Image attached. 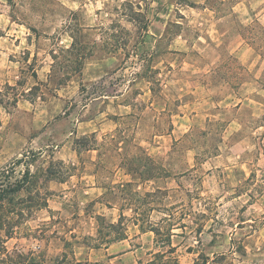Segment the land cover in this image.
Returning <instances> with one entry per match:
<instances>
[{
  "label": "rangeland",
  "instance_id": "1",
  "mask_svg": "<svg viewBox=\"0 0 264 264\" xmlns=\"http://www.w3.org/2000/svg\"><path fill=\"white\" fill-rule=\"evenodd\" d=\"M10 2L0 264H264V0Z\"/></svg>",
  "mask_w": 264,
  "mask_h": 264
},
{
  "label": "crops",
  "instance_id": "2",
  "mask_svg": "<svg viewBox=\"0 0 264 264\" xmlns=\"http://www.w3.org/2000/svg\"><path fill=\"white\" fill-rule=\"evenodd\" d=\"M11 6L12 5H11L10 0H0V59H2V57L5 56L7 60H8L9 55H11L12 53L15 54L16 52H19L18 48L20 46V43L24 39L23 38L24 35H21V32H22V28L25 27V25L23 23L17 22L16 20H13V18L10 15ZM240 8H242V7H235V10H238ZM22 34H25V33H22ZM242 40L245 41V39L243 37H242ZM247 45H249V44L247 43ZM4 71H5V68L0 63V75L1 76H3ZM143 80L145 82H148L144 78H143ZM241 86H243V87L244 86H251V88H254V86H256L255 91H251L250 93H248L247 97H251V99L252 100L254 99V101L256 103L262 104L264 106V103L261 102L260 96L258 95V94H260L261 91H262V94H264V85L260 79V75L259 76L255 75V77H251L250 79L243 82ZM133 87H134V84H133V86L129 87L128 89L122 90L119 88L117 91H113L111 93H107L103 96H98L96 98H97V100H101L102 102L105 101L104 98H107V106L109 107L110 110H112V109L114 110V112H113L114 115H118V116H121V114L127 115L130 113L131 104L129 103V101H125L124 98L126 96H128L129 93H131V91L133 90ZM138 93H139L138 95L142 96L141 92H138ZM102 97H104V98H102ZM262 98H264V97H262ZM238 100H239V103H237V105L241 108L243 103L241 104L240 101H242L243 99L238 98ZM101 101H99V102H101ZM120 108H123L124 112H119V113L115 112L116 109L119 110ZM104 113H105L104 110L98 109L91 117H89L90 121L97 124V125H95V127L92 128V132L95 133L97 131L98 132L97 134H99V135L101 134L102 121H104V119H105L103 117ZM235 122L237 124H239V126H241V124H243L242 120H240L238 118H237V120H235ZM82 133L84 134L85 131H83ZM243 139H245V136H241L240 140H243ZM242 150H244V148L241 149V151ZM92 151L95 153L93 160H96L100 156L99 150L93 149ZM243 152H241V153L239 152V154H242ZM125 242H127L129 245L131 242L130 237H128V238L124 237L123 239L117 240L115 242L112 241V242L108 243L107 245H104V250H106L108 253L110 252L111 254L117 255V257L118 256H125L124 254H126V253H123L127 250ZM131 253H132V250H131Z\"/></svg>",
  "mask_w": 264,
  "mask_h": 264
},
{
  "label": "trees",
  "instance_id": "3",
  "mask_svg": "<svg viewBox=\"0 0 264 264\" xmlns=\"http://www.w3.org/2000/svg\"><path fill=\"white\" fill-rule=\"evenodd\" d=\"M28 172H29V169H28V167H26V172H25L26 175H28ZM26 175L22 176L21 179H16L12 184H9L11 192H15L24 186V184L27 180Z\"/></svg>",
  "mask_w": 264,
  "mask_h": 264
}]
</instances>
